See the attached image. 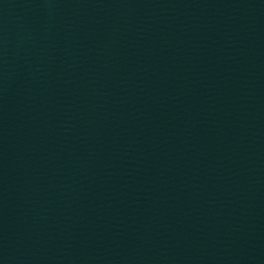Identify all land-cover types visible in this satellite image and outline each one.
I'll return each mask as SVG.
<instances>
[{
    "label": "water",
    "instance_id": "obj_1",
    "mask_svg": "<svg viewBox=\"0 0 264 264\" xmlns=\"http://www.w3.org/2000/svg\"><path fill=\"white\" fill-rule=\"evenodd\" d=\"M0 264H264V0H0Z\"/></svg>",
    "mask_w": 264,
    "mask_h": 264
}]
</instances>
